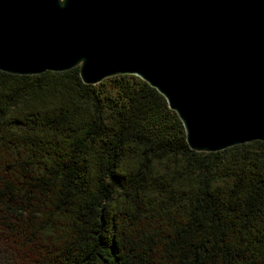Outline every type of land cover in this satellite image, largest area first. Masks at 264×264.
<instances>
[{
	"label": "trees",
	"instance_id": "trees-1",
	"mask_svg": "<svg viewBox=\"0 0 264 264\" xmlns=\"http://www.w3.org/2000/svg\"><path fill=\"white\" fill-rule=\"evenodd\" d=\"M0 264H264V141L193 150L137 75L0 71Z\"/></svg>",
	"mask_w": 264,
	"mask_h": 264
},
{
	"label": "water",
	"instance_id": "water-1",
	"mask_svg": "<svg viewBox=\"0 0 264 264\" xmlns=\"http://www.w3.org/2000/svg\"><path fill=\"white\" fill-rule=\"evenodd\" d=\"M137 75L190 147L264 141V0H0V71Z\"/></svg>",
	"mask_w": 264,
	"mask_h": 264
}]
</instances>
